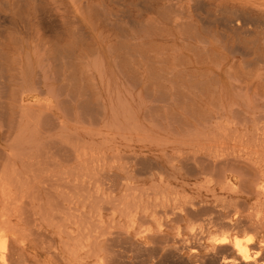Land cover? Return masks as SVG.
I'll use <instances>...</instances> for the list:
<instances>
[{
  "label": "bare ground",
  "instance_id": "bare-ground-1",
  "mask_svg": "<svg viewBox=\"0 0 264 264\" xmlns=\"http://www.w3.org/2000/svg\"><path fill=\"white\" fill-rule=\"evenodd\" d=\"M103 1L37 0L27 14L37 35L25 42L23 0H0V88L9 90L0 94V264H110L93 234L135 229L178 239L167 261L189 255L169 264H264L262 71L254 84L233 83L222 63L205 73L184 69L180 79L172 69L149 101L148 0H138L144 18L136 33V0H106L123 9L128 32L99 12ZM226 11L229 32L264 41V18ZM56 27L57 39L42 36ZM34 186L46 198L37 206L25 193ZM195 216L206 218L195 225ZM163 240L129 246L133 264H156ZM30 244L48 259L27 252Z\"/></svg>",
  "mask_w": 264,
  "mask_h": 264
},
{
  "label": "rangeland",
  "instance_id": "rangeland-1",
  "mask_svg": "<svg viewBox=\"0 0 264 264\" xmlns=\"http://www.w3.org/2000/svg\"><path fill=\"white\" fill-rule=\"evenodd\" d=\"M36 1L37 0L35 1L34 0H23L24 5L22 7V11L24 15H23L22 21L23 20L24 21L22 22L21 38L22 40L24 39V41L26 38L25 42H29L35 35H37L38 27H37V23L36 22L34 23V20L36 19H33V22L30 23L32 21L31 20L32 17L28 16L30 13H33V9L36 10L37 5H38L36 4L37 3ZM192 1L190 0L189 2V0H179V1L178 0H148V61H149L148 62V69H149L148 70V86H149V91H150L149 101L152 100L151 96L153 93H154V97L158 99L159 96L157 94L160 92H164L163 90H165L168 84L164 82L163 80H161V77L166 76L167 72L172 69H174L172 71V75L176 76L177 78L178 76L182 77V75L185 74L184 69L186 73L192 69H197L200 72L205 73L207 70L214 71L215 63L216 64L222 63L221 65L223 67L225 66L229 67L231 77L237 78L238 81H233V83L252 82L256 84L260 82V81L253 80L254 77L256 78L257 72L262 71V73L264 74V65H263L264 64L263 63L264 62V41L262 42L259 39V37L258 39L256 38L253 39L251 35L246 36L244 34H237V35L233 34L229 32L223 26L225 22H222L228 18L227 15H225V13L227 12L226 10H229L231 8L232 9L233 8H245L247 10H251L253 13H248L249 14L248 18H250L251 21H255V20L261 21L262 18H264V0H196L195 2L194 0ZM136 3L137 5L135 4V8L133 12V24L134 25L132 28L129 27L128 25H124L126 26L125 28L123 27V18H122L123 13H120L123 11V9L118 8L116 5L114 6V4H109V2L106 0L103 1V7H102L103 11H99V12L103 13V15L104 13L105 15H108V16L104 15L105 19L108 18L110 21L116 20L115 25L120 24L121 26L122 24L123 28L120 27L119 29L120 30L122 29L123 32H128L127 30L131 28L130 30L136 33L138 32V28H137L138 22H141L144 18L143 15H141L140 13L141 12L140 2L136 0ZM119 9H120V12H119ZM183 11L185 13V17L182 15H181L182 17L178 15L179 12H180L179 14H182ZM259 11H262L263 14H259L258 13ZM4 15L6 16L8 14L4 13ZM110 15L112 16L111 19H110L111 17ZM26 18L28 19L26 20ZM120 18L122 20V23L119 22ZM183 20H187L189 22V25L186 22L185 27L183 25V27L177 28L178 22L180 21L182 22ZM25 23L28 25H26ZM24 28H25V31L23 32ZM59 28L61 27H56L55 30L57 31L55 32H54V29H51L49 31L44 29V31L42 30L41 32L42 36L47 39H52V40L57 39V37L59 36V33L58 34L56 33L61 31V29ZM8 29L10 28L8 27L7 30ZM54 33L56 34L55 35L56 37L54 36ZM201 39L203 40V42ZM4 44L5 46L3 50H5L6 52H9L12 44L7 42V40L4 42ZM205 55H207V58L205 57ZM182 59L185 60L184 68H183L184 60ZM222 60L225 62H223ZM1 65L3 68H5L6 62H2ZM176 66H178V68H176ZM181 66L182 68L180 69ZM262 73H261V76H264ZM249 79H251L252 81H249ZM234 86L235 84H233L232 88H235ZM6 90L8 89L4 88V90H2V88H0V94L5 93L4 91ZM257 93H259L260 96H263L264 87L258 88ZM149 104L150 103H148V106H151L152 108H154L153 105H155V103L153 105L152 104L149 105ZM156 105H159V104L156 103ZM32 189L35 192H33V190L31 191L30 189L29 191L25 193L33 196L32 199L34 200L30 198L31 196L28 197V195H26V197L30 199L29 202H31V204L33 203L32 204L33 206H37L39 203H41L43 200L46 199L44 196L45 194L40 193L38 191V194L40 195L38 196L36 192L37 191L36 187L34 186ZM35 193L38 196V197L36 196V198H34L36 195ZM36 200H39V201L41 200V202H38ZM63 209L65 210L67 208H63ZM193 209L194 211L195 210L197 211L198 207L193 208ZM211 215L213 217V214ZM198 218L205 219L206 217L205 216L203 217L195 216V217H191L190 221L194 222L195 225H197V223H199ZM61 219H63V216L61 217ZM211 220L214 221L213 218H211ZM60 222L61 224H63L65 221L63 220L59 221V226H60ZM17 223L19 222L17 221L15 217H13L12 218L13 226H16ZM112 231H113V234L111 233L112 236L110 234H107L109 231L104 233L105 235L104 237L102 236V234L100 233L98 234V232L94 233L93 234L94 236L92 235L93 237H96V238L99 237V235L102 237V240H103L102 242H103V247H104L103 252L108 253V255L106 256V259L110 264H128V262L129 264H133L135 261L134 259H136L135 257H138V256H136L135 253H132V252H136V250L133 248H129V246H136V245L139 246L140 245V247L143 246V247L148 248L149 246L154 245L152 244L153 243L152 241L158 242V240L160 239L163 240V237L166 238L165 236H170L174 238L173 237L174 235L169 234V232L161 233V235L159 234L158 236L159 238H150V236L145 235V234L136 235L134 233V232L137 233L136 229L127 235L124 234L123 232L121 233L119 230H112ZM63 237L67 238L68 236L64 235ZM60 238L61 237L59 235L58 237H54L55 242L58 246L61 243ZM168 240L169 239H167L166 241ZM176 240L178 241L177 238H174L172 241L169 240L171 241V242L168 241L169 243L163 240L164 242L161 241L162 245H159V244L156 245V247L159 246L158 247L159 250L155 251V252H158V254L153 255L154 260L152 261V263L157 264L158 261L161 259L170 258L169 255H167L169 254L167 252H176V250L172 251V249L173 248L175 249L176 247L180 245V242L179 241L177 242ZM166 250H171V251H166ZM27 252H37V254H39V257L41 259H48V256L43 253L45 251L38 250L37 248H35L33 244H30V247L28 248ZM188 255H189L188 251L185 252V255L183 252L176 253V256H174L173 259L176 260L178 259L179 256L187 257ZM117 257L119 258V260ZM122 257H124L125 259H123ZM173 259L171 258V260ZM171 260L168 259L167 261L166 259L164 260V262L165 264L166 262L167 264H169L168 262H170ZM125 261H127V263ZM161 261L163 262V260ZM161 261L159 262L161 263Z\"/></svg>",
  "mask_w": 264,
  "mask_h": 264
},
{
  "label": "clouds",
  "instance_id": "clouds-1",
  "mask_svg": "<svg viewBox=\"0 0 264 264\" xmlns=\"http://www.w3.org/2000/svg\"><path fill=\"white\" fill-rule=\"evenodd\" d=\"M251 237H248V242H251ZM239 245H240V242H237V246L239 247ZM241 252L243 253V255H244V257H245V259H248L249 258V256H248V251H247V248L245 247V248H241ZM256 255H259V253H256Z\"/></svg>",
  "mask_w": 264,
  "mask_h": 264
},
{
  "label": "crops",
  "instance_id": "crops-1",
  "mask_svg": "<svg viewBox=\"0 0 264 264\" xmlns=\"http://www.w3.org/2000/svg\"><path fill=\"white\" fill-rule=\"evenodd\" d=\"M178 258H181L180 256Z\"/></svg>",
  "mask_w": 264,
  "mask_h": 264
}]
</instances>
